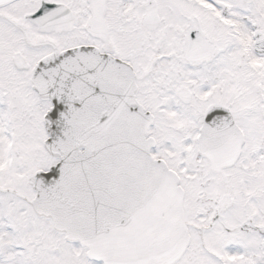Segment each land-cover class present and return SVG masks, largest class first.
I'll use <instances>...</instances> for the list:
<instances>
[{"label":"snow or ice","instance_id":"6c2138e0","mask_svg":"<svg viewBox=\"0 0 264 264\" xmlns=\"http://www.w3.org/2000/svg\"><path fill=\"white\" fill-rule=\"evenodd\" d=\"M0 264H264V0H0Z\"/></svg>","mask_w":264,"mask_h":264}]
</instances>
